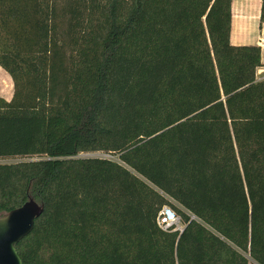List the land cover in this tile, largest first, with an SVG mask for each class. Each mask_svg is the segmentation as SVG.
<instances>
[{
  "label": "trees",
  "instance_id": "trees-1",
  "mask_svg": "<svg viewBox=\"0 0 264 264\" xmlns=\"http://www.w3.org/2000/svg\"><path fill=\"white\" fill-rule=\"evenodd\" d=\"M233 2L0 0V160L25 159L0 214L44 205L23 264H264V65Z\"/></svg>",
  "mask_w": 264,
  "mask_h": 264
},
{
  "label": "water",
  "instance_id": "water-1",
  "mask_svg": "<svg viewBox=\"0 0 264 264\" xmlns=\"http://www.w3.org/2000/svg\"><path fill=\"white\" fill-rule=\"evenodd\" d=\"M44 205L30 199L23 206L0 214V264H23L16 246L33 232Z\"/></svg>",
  "mask_w": 264,
  "mask_h": 264
},
{
  "label": "rangeland",
  "instance_id": "rangeland-1",
  "mask_svg": "<svg viewBox=\"0 0 264 264\" xmlns=\"http://www.w3.org/2000/svg\"><path fill=\"white\" fill-rule=\"evenodd\" d=\"M260 6L261 0H234L233 23L235 38L237 37L238 32H241L247 44L261 46V40L264 39V36L262 35L264 33V25L260 27L259 24V14L261 9ZM13 93L14 85L11 77H7L4 80L0 76V97L5 98L6 100H10L12 99ZM83 156L115 159V157L102 153L89 154ZM23 160L25 159H7L0 160V163H14ZM179 226L183 229L182 223H180Z\"/></svg>",
  "mask_w": 264,
  "mask_h": 264
},
{
  "label": "built area",
  "instance_id": "built-area-1",
  "mask_svg": "<svg viewBox=\"0 0 264 264\" xmlns=\"http://www.w3.org/2000/svg\"><path fill=\"white\" fill-rule=\"evenodd\" d=\"M262 44L259 46L261 51H264V39L261 40ZM264 76V71H263ZM181 223L180 218L176 215L175 211L169 207L165 206L159 214L158 224L163 230H168L170 228H175L176 230H182L179 226Z\"/></svg>",
  "mask_w": 264,
  "mask_h": 264
},
{
  "label": "crops",
  "instance_id": "crops-1",
  "mask_svg": "<svg viewBox=\"0 0 264 264\" xmlns=\"http://www.w3.org/2000/svg\"><path fill=\"white\" fill-rule=\"evenodd\" d=\"M233 4H234V2H233ZM233 10H234V8H233ZM233 17H234V14H233ZM259 17H260V14H259ZM262 35L264 36V33ZM231 41H232L233 45H236V46L251 45V44H247L246 43V40L242 36L241 32H238V35L235 38V36H234V23H233V27H232V37H231ZM262 64L264 65L263 52H262ZM263 71H264V66L261 67L258 70V79H263L264 78ZM0 76L4 80H5V78L10 77V75L6 71H4L1 67H0ZM10 100H7V101H10Z\"/></svg>",
  "mask_w": 264,
  "mask_h": 264
}]
</instances>
